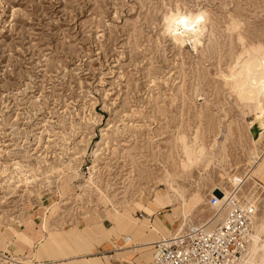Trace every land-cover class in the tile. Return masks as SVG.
<instances>
[{
	"label": "rangeland",
	"instance_id": "rangeland-1",
	"mask_svg": "<svg viewBox=\"0 0 264 264\" xmlns=\"http://www.w3.org/2000/svg\"><path fill=\"white\" fill-rule=\"evenodd\" d=\"M192 17L199 30L179 23ZM254 45L264 46V0H0V244L9 257L25 263L32 243L17 233L31 237L43 223L49 233L125 210L143 219V200L165 189L168 173L191 215L184 223L178 210L170 234L209 220L211 197L232 192L233 178L245 180L257 233L264 139L253 141L264 125L230 75ZM195 135L208 150L187 170L179 138Z\"/></svg>",
	"mask_w": 264,
	"mask_h": 264
},
{
	"label": "crops",
	"instance_id": "crops-1",
	"mask_svg": "<svg viewBox=\"0 0 264 264\" xmlns=\"http://www.w3.org/2000/svg\"><path fill=\"white\" fill-rule=\"evenodd\" d=\"M168 209L171 207L164 210L167 211L164 215L161 214L163 211L153 214V208L148 205L143 210L146 216L141 217H148L150 226L157 227V232L142 229L143 219L132 214L128 217L106 214L99 218H84L76 223L67 222L62 230H50L49 233L37 231L31 237L30 231L28 235L26 231L17 233L20 238L23 235L24 241L32 243L29 255H25L27 261L21 264H153L154 244L161 237L169 236L175 223L173 216L176 214ZM40 232L44 233L49 243L44 248H41L44 236ZM51 232L54 233L53 238ZM34 235L36 240H33ZM3 243L0 244V264H10L8 260H13L9 257L12 255L10 246L5 244L7 247L4 249ZM14 261L13 264H18V260ZM256 264L264 262L259 259Z\"/></svg>",
	"mask_w": 264,
	"mask_h": 264
},
{
	"label": "bare ground",
	"instance_id": "bare-ground-1",
	"mask_svg": "<svg viewBox=\"0 0 264 264\" xmlns=\"http://www.w3.org/2000/svg\"><path fill=\"white\" fill-rule=\"evenodd\" d=\"M192 18L191 19L188 18L189 20L187 19L185 20L187 21L185 26L192 30L193 29L195 30L197 29V26L200 25L196 19L198 20L200 19V22L202 21V19L201 18L192 19ZM169 26H171L170 21H169ZM173 27H171V29L169 27L168 29L176 31V28H173ZM186 27H185V30H186ZM199 29L200 27H198L197 30ZM230 75H231V87L233 88L235 92L234 94L237 95L238 97L237 99H239L238 101L242 102V104L245 105L243 106L245 107V110H248V112L255 114V121L260 122L264 125V46L254 45L252 46V48H247V49L245 48L242 54L239 55V58L237 59V62L235 63V65L231 67ZM193 138L194 139L190 143L187 142L186 137L179 138V142H180L179 144L181 145L182 150H183L182 153H184L183 155L185 156V159L182 161V166L184 169H187V170L192 168L196 164L200 163L201 158L206 156L205 154H206L207 148L204 147L203 145H200V139L198 136L195 135V137ZM263 139H264V131L261 132L260 138L258 141L253 139L254 145L260 144ZM201 142H202V139H201ZM260 160L263 161L264 157ZM260 160L255 163L256 167L260 166V169L257 170V172H255V170L253 171L258 177H259L258 173L260 174L262 173L261 168L264 165V162H260ZM230 181L233 187H236V188L240 187V189L245 183L244 179L239 180V179L233 178ZM164 184H165V189L161 191H157L155 194V197L151 199L152 200L151 202H149L147 199L143 201L148 206L153 208V212H152L153 214L160 213L161 211H164L166 210V208H169V207H171V211L173 212V214H177V211L179 210L182 214L181 216L184 217V220H185L184 223H186L189 220V217L191 216L186 213L185 205H186L187 200H185L184 194L182 193L180 188L176 185V182L170 173L166 175ZM218 190L219 189L215 188L212 191V193L215 194V192H217ZM229 194H231L230 191L224 190L225 196H228ZM253 194L254 193L251 191V195ZM222 197H223V193L220 195L219 198L221 199ZM198 204H199V201L195 203L192 211L196 210V208L198 207ZM116 214L128 217L130 215V212L128 210H125L123 213L117 212ZM141 224H142L141 225L142 229H146V230L149 229L152 232L158 231L157 227L152 228L150 226V221L148 217L143 219ZM183 225H186V224H183ZM46 228H47L46 224L43 223L41 231H46ZM263 231H264V226H262L261 229L255 235L253 234L251 236L252 240H251V243H249L251 244V248H249V250L247 248L248 253L246 251L242 264H256L257 260L259 259H261L262 262H264V241L261 239L262 237L261 233ZM40 233L42 234V236H44L41 238L42 242L40 243L41 248H44L48 246L49 243L44 233L42 232ZM50 235L52 238L54 233L51 232ZM17 263L21 264V261L18 260Z\"/></svg>",
	"mask_w": 264,
	"mask_h": 264
},
{
	"label": "built area",
	"instance_id": "built-area-1",
	"mask_svg": "<svg viewBox=\"0 0 264 264\" xmlns=\"http://www.w3.org/2000/svg\"><path fill=\"white\" fill-rule=\"evenodd\" d=\"M240 187L220 199L212 196V217L186 224L154 244L153 264H242L254 232L255 207ZM10 264L14 260H8Z\"/></svg>",
	"mask_w": 264,
	"mask_h": 264
},
{
	"label": "snow or ice",
	"instance_id": "snow-or-ice-1",
	"mask_svg": "<svg viewBox=\"0 0 264 264\" xmlns=\"http://www.w3.org/2000/svg\"><path fill=\"white\" fill-rule=\"evenodd\" d=\"M179 23L186 24V23H187V21H185V20H180V21H179Z\"/></svg>",
	"mask_w": 264,
	"mask_h": 264
}]
</instances>
